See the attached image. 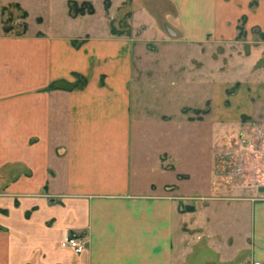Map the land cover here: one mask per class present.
<instances>
[{"label":"crops","instance_id":"0c3cea01","mask_svg":"<svg viewBox=\"0 0 264 264\" xmlns=\"http://www.w3.org/2000/svg\"><path fill=\"white\" fill-rule=\"evenodd\" d=\"M167 1L177 12L173 38L158 27L95 29L78 37L0 27V264H18L13 213L23 217L28 208L29 219L19 222L36 242L25 252L37 249L50 264H177L174 210L161 198L163 185L174 182L145 177L174 169L166 152L147 154L141 134L146 97L157 106L156 99L173 94L156 82L162 71L155 48L161 40L226 50L246 75L221 86V109L229 114L210 103L203 118L219 128L262 126L264 41L259 48L252 35H264V24L251 20L260 0L254 9L249 0ZM242 16L245 26L237 27ZM74 75L85 84L75 85ZM57 81L73 84L49 88ZM253 195L232 203L238 214L243 205L249 209V228L239 232L250 233V264L264 262V200L254 202ZM66 234L83 239L81 253L57 245Z\"/></svg>","mask_w":264,"mask_h":264},{"label":"rangeland","instance_id":"374dc122","mask_svg":"<svg viewBox=\"0 0 264 264\" xmlns=\"http://www.w3.org/2000/svg\"><path fill=\"white\" fill-rule=\"evenodd\" d=\"M260 1L251 20L264 24V0ZM176 14L175 6L167 0H0V27L15 32L29 27V35L44 30L78 37L85 33L88 36L95 29L118 32L127 27H158L173 38L172 31L177 32L173 27H179ZM244 22L245 16L239 19L237 27H244ZM252 37V44L260 48L264 35L257 32ZM159 42L155 55L159 57L162 74L156 82H161V88L172 89L173 94L171 99L170 95L162 96L160 103L156 99L157 106L150 104L153 109L149 101L154 97H146V121L141 134L147 139V154L154 150L166 152L174 165L172 171L145 177L174 182L168 187L163 185L161 198L171 201L174 210L173 245L177 264H250V233L239 232L243 226L249 228L246 213L249 209L243 205L240 218V207L232 203L253 194L254 202L264 200L261 198L264 194L255 189V185L264 186V125L256 126L248 121L223 126L222 122L219 128L211 118H203L210 103L221 109L224 95L221 86L246 74L226 50L193 48L180 41ZM167 59L170 64L166 63ZM250 66L249 63L245 68L250 70ZM72 79L79 86L86 82L83 75H74ZM56 84L64 85V81ZM221 110L217 113H228ZM240 120L244 122V118ZM152 157L147 155V163ZM235 187L244 191L236 192ZM185 205H193L195 210L186 212ZM7 213L4 209V216ZM15 213L18 264H50L37 249H33L31 256L29 251L25 252L36 240L28 238L29 228L19 222L21 213ZM31 213L32 209L28 208L22 218L28 220ZM57 256V252L51 255L53 260Z\"/></svg>","mask_w":264,"mask_h":264},{"label":"built area","instance_id":"2783aa9c","mask_svg":"<svg viewBox=\"0 0 264 264\" xmlns=\"http://www.w3.org/2000/svg\"><path fill=\"white\" fill-rule=\"evenodd\" d=\"M62 248H68L73 250L75 253H81L85 248V243L80 237L70 236L66 234L60 241ZM251 264H264L261 261H252Z\"/></svg>","mask_w":264,"mask_h":264},{"label":"trees","instance_id":"16d2710c","mask_svg":"<svg viewBox=\"0 0 264 264\" xmlns=\"http://www.w3.org/2000/svg\"><path fill=\"white\" fill-rule=\"evenodd\" d=\"M257 1L258 0H250L249 1V8H254V7H256L257 6ZM73 3H75V2H72V4ZM88 4H89V6L91 7V5H90V3L88 2ZM90 10H92V8L90 9ZM93 12V11H92ZM243 17V16H242ZM244 19V18H243ZM69 84H73V83H67V82H65L64 81V85H57L56 83H51L50 85H49V88H57V87H63V86H68ZM74 84L75 85H78L77 83H75L74 82Z\"/></svg>","mask_w":264,"mask_h":264},{"label":"water","instance_id":"95a60500","mask_svg":"<svg viewBox=\"0 0 264 264\" xmlns=\"http://www.w3.org/2000/svg\"><path fill=\"white\" fill-rule=\"evenodd\" d=\"M258 191H264V186L258 187ZM184 209L185 211L190 212L194 210V207L192 205H185Z\"/></svg>","mask_w":264,"mask_h":264}]
</instances>
